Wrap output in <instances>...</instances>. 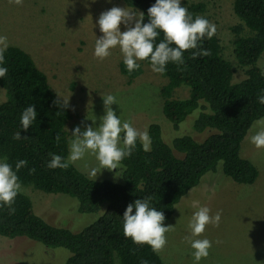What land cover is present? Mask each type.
Instances as JSON below:
<instances>
[{"label": "trees", "instance_id": "obj_1", "mask_svg": "<svg viewBox=\"0 0 264 264\" xmlns=\"http://www.w3.org/2000/svg\"><path fill=\"white\" fill-rule=\"evenodd\" d=\"M122 2L140 13L134 42L141 65L121 60L120 73L130 83L142 65L155 68L166 80L159 95L172 129L199 110L192 132L208 134L195 140L189 127V134L166 144L160 127L151 124L146 148L126 127L112 153L120 182L88 178L68 160L67 106L25 51L1 49L0 168L15 186L0 187V236L63 248L69 256L62 264H164L153 245L155 234L203 176L219 165L238 185H251L258 176L239 152L253 123L264 118V73L257 67L264 59V0H232L238 20L232 29L234 66L222 54L204 3ZM237 71L240 81L233 80ZM181 87L187 97L174 98ZM22 187L66 195L76 200L80 214L99 216L76 233L52 226L34 213Z\"/></svg>", "mask_w": 264, "mask_h": 264}, {"label": "rangeland", "instance_id": "obj_2", "mask_svg": "<svg viewBox=\"0 0 264 264\" xmlns=\"http://www.w3.org/2000/svg\"><path fill=\"white\" fill-rule=\"evenodd\" d=\"M164 1L204 3L222 54L234 66L232 29L238 20L232 0ZM139 22L140 13L122 0H0V50L20 48L46 76L71 114L65 128L68 160L94 180L120 182V166L112 153L119 148V136L126 127L137 133L146 148L151 124L160 127L166 144L189 134V127L193 139L207 133L192 132L199 110L187 116L177 131L172 129L162 114L159 95L166 80L155 68L142 65V73L130 83L120 73L121 60L141 65L134 42ZM257 67L264 73L263 56ZM241 75L235 72L233 80L242 79ZM187 95L188 90L181 87L173 97ZM3 100L0 88V102ZM239 154L256 167L255 182L238 185L222 174L220 165L215 173L203 176L155 234L153 245L164 264L264 263V118L248 130ZM5 186L15 184L0 168V187ZM22 188L34 213L52 226L76 233L99 216L80 214L76 200L66 195ZM68 256L63 248L0 236V264H62Z\"/></svg>", "mask_w": 264, "mask_h": 264}]
</instances>
